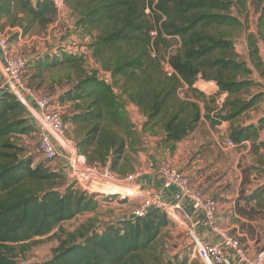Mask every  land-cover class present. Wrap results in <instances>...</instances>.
I'll return each instance as SVG.
<instances>
[{"label": "trees", "instance_id": "obj_1", "mask_svg": "<svg viewBox=\"0 0 264 264\" xmlns=\"http://www.w3.org/2000/svg\"><path fill=\"white\" fill-rule=\"evenodd\" d=\"M256 1L261 12L258 33H248L246 44L252 67L264 75L257 45L264 38L260 30L264 26V0ZM247 2L63 0L74 19V31L91 38L86 52L58 47L52 54L35 57L26 70L31 68L34 72L30 78L40 82L45 72L67 71L63 77L68 87L55 103L64 107L69 102L72 106L69 120L74 135L70 138L78 154L90 166L120 172L128 152L139 150L142 136L157 137L159 146L172 152L202 117L211 126L233 122L261 100V93L246 100L240 97L253 81L239 77L249 75L252 69L237 59L228 34L242 24L232 9L242 15ZM57 15L53 0H0L1 30H20L9 35L8 41L46 31ZM172 39L177 40V46H170ZM86 55L109 74L108 79L97 69L85 68ZM165 56L175 72L171 76L161 64ZM199 76L215 81L217 95L226 94L215 117L210 116L205 104L202 113L199 101L205 94L194 88ZM180 80L187 85L184 98L177 91ZM117 90L137 106L144 119L139 129L129 119ZM263 128L264 116L257 126H232L228 138L240 144L255 139ZM35 129L26 107L13 94L0 91V264H19L14 255L16 247L37 243V237L55 228L65 237L51 257L27 264H150L144 255L169 225L166 213L152 208L143 217L116 220L94 233L91 225L66 232L60 228L63 222L95 210L99 201L73 184L61 185L62 176L44 162H33V156L18 141ZM263 193L256 189L246 200H264ZM156 264L199 262L185 255Z\"/></svg>", "mask_w": 264, "mask_h": 264}, {"label": "rangeland", "instance_id": "obj_2", "mask_svg": "<svg viewBox=\"0 0 264 264\" xmlns=\"http://www.w3.org/2000/svg\"><path fill=\"white\" fill-rule=\"evenodd\" d=\"M232 13L239 17L242 24L236 29L228 31L229 38L233 42L237 59L246 62L252 69L249 75L239 77L253 81V84L240 94V97L246 100L254 94L261 93L262 98L254 107L243 112L233 122L224 121L223 126H211L209 120H206L207 125L201 124L193 138L207 137L210 147H207L206 150L203 149L204 152L201 156L209 160L205 161L204 165L201 164L200 169L194 168V166L198 165V162L194 163L195 159H197V152L194 155L195 150L192 152V160L194 161L190 162L191 165L190 163L187 164L186 168L182 167V164L176 162L175 159H171L166 165L181 170L189 177L192 172L197 174L203 166L205 168L208 167L206 178L210 182L208 189H211L208 193L217 198L219 202L220 225L238 237L246 251L251 250L254 253L261 248L264 242V200L247 201L246 199L254 190H264V128L258 131L255 139L234 144L231 148L226 149L222 142L225 138H228L232 126L236 128L249 125L257 126L259 118L264 116V75H261L252 67L248 58L246 44L248 33H258L257 25L261 12L256 0H248L242 15L238 14L235 9H232ZM73 22L74 19L69 11L63 8L59 10L55 23L49 26L46 31L26 35L21 37V40L12 39L8 41V35L13 32H3L4 29L1 30L0 23V35H3L7 42L10 43L7 45V52L10 56H43L54 53L58 47L85 53L91 38L89 35L75 32ZM260 30L264 35V26H261ZM169 43L170 46L174 47L178 44L175 39H172ZM257 45L264 69V38L259 39ZM160 49L163 52L165 46H161ZM85 68L89 70L97 69L96 71L100 76H109L107 72L101 71L99 65L88 55H86ZM33 72L31 68L25 71L22 79V89H28L36 96L52 95L56 102L59 94L68 87L66 78L63 77L67 74L66 70L45 72L41 82L38 79L30 78ZM60 78L61 80L59 81ZM1 85L2 78L0 76ZM194 88L205 94V99L199 101L202 113L205 112L204 108L207 106L210 109V116L215 117L218 109L221 108L222 102L225 100L226 94L219 93L217 95L218 87L215 81H206L200 76L194 82ZM116 93L133 126H137V128L141 126L144 119L139 113L137 106L129 102L120 91L117 90ZM27 100L29 101V99ZM70 105L68 102L65 103L64 107L60 106L66 126L64 137L68 139L74 135L69 120L72 109ZM204 120V117H202L201 122L204 123ZM213 136L221 143L222 148H224L222 151L219 152L212 146ZM20 138L19 144L33 156V162H44L47 165L38 152V143L34 132ZM134 155L132 152H128V156L121 163L123 165L119 169L120 172L111 171V179L101 178L92 183L90 189H99L108 194L97 193L99 195L95 196V200L99 201V206L95 210L81 213L73 219L63 222L60 228L66 232H72L81 225H91L94 231H99L107 224L115 222L117 218L130 217L137 206V201L141 199V197H136L139 196L138 189L132 184V181L126 180L127 175L134 174L135 171H138L135 168H139V163L135 160ZM214 158L216 159L213 160ZM217 159L219 162L215 163ZM57 160L55 161L58 162ZM218 164H220V167H218ZM214 178L216 180L212 183ZM67 183L68 180L62 176L60 184L65 186ZM192 187L195 188L193 184ZM86 192L94 194V191ZM109 193L113 194L109 195ZM121 194L128 196V199L121 198ZM261 196L263 197L264 193ZM237 200L240 201L237 202ZM233 215L236 217H233ZM169 220V225L158 236L155 247L144 255L145 260L150 264H156L158 261L165 262L175 256L180 259L182 256L187 255L190 260H197L199 264H203L193 251L192 238L185 228L186 224L189 225L188 221L186 219L180 222ZM231 225H234V227L229 229ZM64 237L65 233L63 234L59 228H55L51 233L41 238L37 237L35 239L38 240L36 241L37 243H27L23 248L16 247L15 260L19 264L45 261L51 257L52 250L59 244V240Z\"/></svg>", "mask_w": 264, "mask_h": 264}, {"label": "built area", "instance_id": "obj_3", "mask_svg": "<svg viewBox=\"0 0 264 264\" xmlns=\"http://www.w3.org/2000/svg\"><path fill=\"white\" fill-rule=\"evenodd\" d=\"M53 1L58 12L64 8L63 0ZM7 45V39L0 35V49L4 56L0 64V76L2 78L0 91L6 90L13 94L26 107L36 128L34 134L38 143V152L47 163L46 166L51 171L65 177L68 180L67 184H73L74 187L83 192L94 191L92 195L95 196L104 193L99 189L93 190L90 188L97 179H111V171L107 167H95L86 164L84 157L78 154L74 140L64 137L66 126L63 113L60 106L55 103L52 95L36 96L32 91L22 89V79L26 67L35 56H10L7 52ZM172 48H170V51H172ZM161 64L167 76L175 73L168 62L167 56L161 61ZM105 78L108 79V76H105ZM180 81L181 86L177 91L178 95L184 98L187 85L182 80ZM26 98H30L29 101ZM222 145L225 148H231L234 146V142L229 138H225ZM56 159H58V162L55 161ZM140 171L127 175L126 180H133L135 175L141 173ZM157 171L164 178L166 186L176 188L175 204L168 205L164 203L157 193L142 195L128 219L143 217L150 209L157 208L164 211L168 219L177 222L184 221L185 219L180 213V206L181 202L189 200L194 208L203 213L205 226L218 238L217 243H207L196 234L190 224H186L185 228L192 238L195 256L203 264H264V242L258 251L249 254L244 249L240 239L220 225V206L217 198L193 188L191 178L177 168L163 164L158 167ZM104 194L108 195L107 193ZM120 197L128 199V196L122 194ZM226 249L233 252L234 262L226 256Z\"/></svg>", "mask_w": 264, "mask_h": 264}, {"label": "crops", "instance_id": "obj_4", "mask_svg": "<svg viewBox=\"0 0 264 264\" xmlns=\"http://www.w3.org/2000/svg\"><path fill=\"white\" fill-rule=\"evenodd\" d=\"M15 32L20 30L18 28H10L5 27L3 32ZM9 36V35H8ZM17 40H21V36H18ZM10 43H8L9 45ZM3 52L0 49V64L3 61ZM30 99V98H29ZM203 125H207L206 120H204V123L201 121L198 123L196 129L190 133L186 138H184L182 141L178 142L176 144V148L174 151L170 152L167 149L161 148L158 144V138L154 136H148L144 135L142 136V144L139 147V150L134 155V158L139 163V168H135V170H141L139 175H135L132 181V184L139 189V196L142 197V195H148L152 193L159 194L161 200L168 204V205H174L175 199L174 195L176 193V188L174 186H166L164 184V178L161 176V174L157 171L158 167L163 164H168L171 159H175L176 162H179L182 164V167L186 168L187 164L194 161L192 160V152L195 150V154L197 152V159H195V162H198L194 168L200 169V165L203 164L205 161H208L209 159H206V157L201 156V154L206 150L207 147H210V142H207V137L204 138H193L195 135V132L199 127ZM220 125H224V122H222ZM140 126H138V129ZM24 137V136H22ZM209 141V140H208ZM212 146L216 148V150L222 151L221 143L218 141L217 138L214 136L212 137ZM204 149V150H203ZM227 149V148H226ZM203 150V151H202ZM214 158L213 160H215ZM219 162L217 159L215 161ZM152 165V167H150ZM191 165V163H190ZM218 167H220V164H218ZM208 175V167L203 168L199 170V172L194 173L192 172L190 174L191 178V185L193 184L196 189L201 191L204 194H209L208 191L211 189H208L209 180L206 178ZM216 180V178L213 179L212 183ZM214 189V188H212ZM220 192V191H219ZM221 196V195H219ZM180 213L183 216L184 219L188 221V223L192 226L193 230L196 232V234L199 235V237L206 241L207 243H217L218 238L213 235L208 228L205 226L204 223V217L203 213L192 206V203L189 200H184L181 202L180 206ZM233 217H236L233 215ZM129 217H121L117 218V220L121 219H128ZM234 227V225H231L229 229ZM249 254H253V251L247 250ZM226 256L232 261H235L234 254L231 250L226 249ZM244 264V263H242Z\"/></svg>", "mask_w": 264, "mask_h": 264}, {"label": "water", "instance_id": "obj_5", "mask_svg": "<svg viewBox=\"0 0 264 264\" xmlns=\"http://www.w3.org/2000/svg\"><path fill=\"white\" fill-rule=\"evenodd\" d=\"M95 231L93 230V232L92 233H94Z\"/></svg>", "mask_w": 264, "mask_h": 264}]
</instances>
